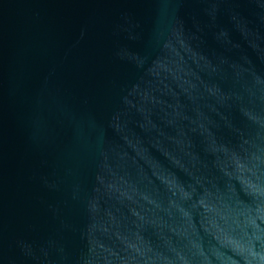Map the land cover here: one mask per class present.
Here are the masks:
<instances>
[{
    "label": "water",
    "instance_id": "water-1",
    "mask_svg": "<svg viewBox=\"0 0 264 264\" xmlns=\"http://www.w3.org/2000/svg\"><path fill=\"white\" fill-rule=\"evenodd\" d=\"M0 264H264V0H0Z\"/></svg>",
    "mask_w": 264,
    "mask_h": 264
}]
</instances>
